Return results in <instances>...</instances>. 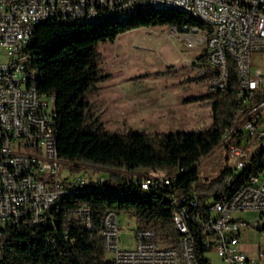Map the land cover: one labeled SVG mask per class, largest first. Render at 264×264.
Here are the masks:
<instances>
[{"label": "built area", "instance_id": "2783aa9c", "mask_svg": "<svg viewBox=\"0 0 264 264\" xmlns=\"http://www.w3.org/2000/svg\"><path fill=\"white\" fill-rule=\"evenodd\" d=\"M150 3H167L201 14L209 28L170 27L174 38L184 37L189 48L203 46L206 67L213 70L209 82L213 92H225L230 83L225 53H232L243 65V106L234 133L227 136L223 156L227 169L236 177L242 167L250 166V175L229 194L203 195L197 192L172 198L186 237L179 249L161 245L154 232H135V247L122 249L120 228L114 212L103 221L101 237L115 264H212L208 253L216 254L223 264H264V252L257 259L240 250V238L250 224L234 215L255 214L257 231L264 233V156L260 165H250L251 155H260L264 144V0H0V50L7 61L0 64V232L7 226L28 222L45 224L68 185L104 183L80 178L60 181L66 164L51 152L54 128L55 96L39 98L33 71L27 69L26 43L41 18L75 22L80 18L124 16L125 11L143 8ZM32 76L31 108L20 104L21 82ZM173 177L152 172L140 183L147 192L154 186H169ZM213 198V203L208 199ZM73 215L91 227L88 209L79 208ZM190 224L205 235L207 263L195 256Z\"/></svg>", "mask_w": 264, "mask_h": 264}, {"label": "trees", "instance_id": "16d2710c", "mask_svg": "<svg viewBox=\"0 0 264 264\" xmlns=\"http://www.w3.org/2000/svg\"><path fill=\"white\" fill-rule=\"evenodd\" d=\"M187 25L204 27L180 12L151 9L101 25L54 20L34 29L27 53L36 71L37 90L55 96L54 128L60 159L70 164L73 172L79 170L78 164L117 172L105 176L104 183L68 185L43 225L21 222L3 228L0 264H115L107 257L101 237L108 212L135 218L137 229L154 232L159 244L179 249L182 235L176 228L178 212L172 198L193 192L229 194L242 183L243 175H250L248 167L234 177L225 164L220 175L209 181L201 177L198 166L222 145L224 133L235 119L237 75L232 64L225 92L186 100L203 104L209 99L213 125L206 132L111 134L92 113L89 97L106 78L99 43L114 42L137 29L174 26L183 30ZM206 60V53L199 57L198 63H204L200 69L206 68ZM206 78L211 81L214 73ZM143 170L166 173L173 177L172 183L144 192L140 183L147 176L139 173ZM79 208L90 211V228L73 215ZM190 230L196 259L207 263V249L202 244L205 235L192 224Z\"/></svg>", "mask_w": 264, "mask_h": 264}, {"label": "rangeland", "instance_id": "374dc122", "mask_svg": "<svg viewBox=\"0 0 264 264\" xmlns=\"http://www.w3.org/2000/svg\"><path fill=\"white\" fill-rule=\"evenodd\" d=\"M169 28L137 29L118 36L114 42L99 43L100 65L106 78L90 95L89 101L92 113L100 118L106 132L120 135L129 132L200 133L208 131L213 125L209 99L203 100V104L186 103L187 99L213 93L206 78L213 70L206 66L200 69L198 64L204 48L201 45L189 48L184 37L170 36ZM261 54L264 57V52ZM6 56L5 51L0 50V64L7 61ZM78 166L79 170L73 172L71 165L66 163L67 170L60 174V181L69 179L74 182L80 178L86 182L98 181L100 177L117 172L90 164ZM198 166L203 179H216L225 168L222 146L203 158ZM139 173L148 176L152 172L143 170ZM208 203L212 204L213 198H209ZM234 216L250 224L240 238V250L249 258L257 259L264 252V233L254 227L258 216ZM117 219L121 248L133 249L136 219L124 213ZM107 257L113 258L111 253ZM207 258L212 264H223L214 253H208Z\"/></svg>", "mask_w": 264, "mask_h": 264}, {"label": "bare ground", "instance_id": "6f19581e", "mask_svg": "<svg viewBox=\"0 0 264 264\" xmlns=\"http://www.w3.org/2000/svg\"><path fill=\"white\" fill-rule=\"evenodd\" d=\"M151 9L156 10H173L176 12H180L182 14H185L189 17L194 18L198 22L203 24V28H199V26L196 25H188L193 26V28L196 29H206L209 28V20L206 19V17H203L201 14H192L190 11L185 10L183 8L178 7V5L174 4H167V3H150L146 4V6H143V8H136L132 11H125L124 16L121 17H108V18H80L79 20H75V22L78 23H85V24H92V25H101L108 22H114V21H124L131 16H135L141 12H146ZM49 21H52V18H41L40 21H37V26L45 24ZM36 27H34L35 29ZM33 32L30 33L29 41L26 43V51L28 50L29 45L32 42L33 39ZM225 62L229 66V74H230V68L231 64L234 66L236 75H237V87H236V95H237V111L235 115V119L233 120L232 124L227 128V130L224 133L223 139H222V148L224 143L227 141V136H230L231 133H234V128L237 126L239 113L241 112V106H243V90H244V81H243V65L242 61H235V56L232 53H225ZM27 69L30 71H33V80H35V74L36 71L33 68V64L31 62V57L27 53ZM30 87H32V76H24V82H21V91H20V104L23 105L24 108H31V93H30ZM38 91V90H37ZM48 95L40 94L39 92V98H47ZM51 152H53L55 157H59L58 155V145H57V137H51ZM260 156H264V144L260 146V155H251L250 157V165H260ZM248 167L250 166H243L242 172H244ZM67 191L65 189H62V195L65 194ZM59 196L57 201L61 198ZM176 228L178 232L182 235V237H186V229L183 228L182 225H180V215L179 213L176 216ZM183 245V238H181L180 244Z\"/></svg>", "mask_w": 264, "mask_h": 264}, {"label": "crops", "instance_id": "0c3cea01", "mask_svg": "<svg viewBox=\"0 0 264 264\" xmlns=\"http://www.w3.org/2000/svg\"><path fill=\"white\" fill-rule=\"evenodd\" d=\"M204 53H205V51H204ZM199 64V66L201 65H203L204 66V63L201 61L200 63H198Z\"/></svg>", "mask_w": 264, "mask_h": 264}]
</instances>
